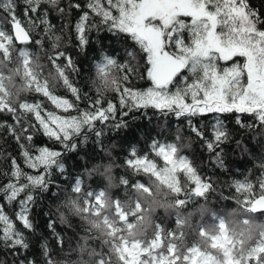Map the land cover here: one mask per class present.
<instances>
[{"label":"trees","instance_id":"obj_1","mask_svg":"<svg viewBox=\"0 0 264 264\" xmlns=\"http://www.w3.org/2000/svg\"><path fill=\"white\" fill-rule=\"evenodd\" d=\"M78 2L83 8L87 0ZM248 2L264 13V0ZM4 3L6 0H0V4ZM67 3L68 0H57L53 5L51 0H41L39 11L47 10V18L56 28L43 46L29 44L33 57L25 59L18 56L17 49L23 45L12 38L8 13L0 10V109L20 117L18 132L26 122L35 123L30 113L22 111V105L31 102H41L46 111L57 114H77L75 110L63 113L42 94H36V80L28 75L31 68L41 87L56 88L55 94L74 100L49 63L48 57L55 55L53 43L60 50L66 48L75 59L79 71L71 78L82 93L93 98L96 96L94 64L102 54L120 62L130 60L135 71L131 72L129 86L146 89L151 84L146 78V54L127 34L94 30L89 34L88 46L80 51L72 26L81 12L72 9L69 13ZM16 4V15L23 19V0H16ZM59 7H65L63 14H58ZM93 19L98 18L93 15ZM32 33L34 37L43 35L36 28ZM57 36L59 41H55ZM184 38L186 42L189 40L187 32ZM128 52L134 53L133 58L127 56ZM239 59L242 63L243 58ZM26 60L30 62L26 64ZM220 63L226 66L225 62ZM127 75L114 70L109 79L122 88ZM183 75L190 76L186 70ZM115 91L112 85L107 91L102 90L105 100L116 103ZM78 103L81 110L87 107L84 100ZM117 109L119 120L118 105ZM145 111L147 116L143 114ZM237 115L251 127L238 125ZM123 119L126 127L116 129L109 122L99 139L87 129L86 141L83 135L76 137L77 150L63 156L66 173L61 175L58 169L54 170L52 178L59 187L37 193L39 198L30 212L34 231L24 230L16 221L17 202L9 205L0 196V206L16 221V227L25 232L30 245L27 252L14 255L13 250L0 244V264H19L24 256L34 259L35 264H185L196 250H212L217 233L234 240L233 255L243 264H264V212L249 210L252 202L264 196V123L259 124L252 114H220L227 132V142L222 144L223 166H220L210 163L212 157L204 147V140L188 124L191 120L193 125L202 127L204 135L211 139L212 114L176 118L149 108L133 111ZM0 122L12 124L13 118L10 114H0ZM97 127L103 125L97 122ZM33 143L63 151L61 145L39 132L34 135ZM153 143L172 152L175 160L185 161L184 167L173 171V184L162 171L159 170L160 174L154 171L159 166L166 169L169 162L155 154ZM167 144L174 148L168 149ZM133 150L136 155L130 157ZM10 158H15L25 172L34 173L23 164L20 148L9 129L0 127V185L8 183V177L3 174L12 167ZM74 177L80 179L78 191L73 190ZM50 218L56 223L62 246L47 227ZM134 245L139 250L130 253L127 246Z\"/></svg>","mask_w":264,"mask_h":264},{"label":"snow or ice","instance_id":"obj_2","mask_svg":"<svg viewBox=\"0 0 264 264\" xmlns=\"http://www.w3.org/2000/svg\"><path fill=\"white\" fill-rule=\"evenodd\" d=\"M56 2L51 0L53 5ZM23 3V19L16 15V0L0 4V10L8 13L14 32L22 30L21 35L27 37H12L23 45L17 49L21 59L33 57L28 45L43 46L56 28L47 18L48 11H39L41 0H23ZM29 4L34 6L29 7ZM66 8L69 13L72 9L81 12L72 26L76 47L80 51L86 49L89 34L94 30L127 34L146 54V78L151 84L146 89L129 86L131 72L135 71L130 60L120 62L113 56L102 54L94 64L96 96L93 98L75 86L71 76L78 74L76 61L66 48L60 50L55 43L52 45L55 55L49 56L48 60L63 88L72 94L74 100L55 94L56 88L41 87L38 77L31 68L28 69V75L36 80V94H42L63 113L75 110L77 114H57L56 111H46L41 102H31L22 105V111L30 113L35 123L26 122L18 132L20 117L15 112L0 109V114H10L13 118L12 124L0 122V127L9 129L20 148L23 164L34 170V173L25 172L15 158H10L12 167L3 174L8 177V183L0 185V196L4 201L9 205L17 202L16 221L24 230L34 231L30 212L39 198L37 193H47L52 186L59 187L52 178L54 170L58 169L61 175L66 173L63 156L77 150V136L83 135L85 141L88 139L85 129L99 139L109 122L116 129L126 127L123 117L149 108L176 118L212 114L214 135L211 139L204 135L202 127L193 125L191 120L188 124L191 131L204 140V147L212 157L210 163L223 166L222 144L227 142V132L220 114H252L259 124L264 123V13L252 8L248 0H87L83 8L78 0H68ZM57 12L63 14L65 7H59ZM93 15L98 19L94 20ZM33 28L40 29L43 35L34 37ZM185 32L189 34L187 42ZM59 40V36L55 37V41ZM127 56L133 58L134 53L128 52ZM239 58H243L242 63ZM29 62L25 61L26 64ZM220 62H225L226 66ZM114 70L128 74L124 87L109 79ZM185 70L190 76L183 75ZM110 85L116 88V103L103 96L102 90L107 91ZM81 100L87 103L83 110L79 108ZM117 105L119 120L116 119ZM143 114L147 116L146 111ZM97 122L103 127H97ZM236 123L251 127L242 122L240 115L236 116ZM38 132L61 145L63 151L35 145L33 138ZM166 147L172 149L174 145L167 144ZM152 149L157 150L155 154L165 161L169 160L161 144L153 143ZM135 155L133 150L130 157ZM72 180L73 190L78 191L80 179L74 177ZM22 195L23 199H20ZM252 203L249 210L257 211V205L264 203V197ZM16 221L0 206V244L19 255L27 252L30 245L25 232L16 227ZM47 227L62 246L53 219H49ZM19 264H35V260L24 256Z\"/></svg>","mask_w":264,"mask_h":264},{"label":"rangeland","instance_id":"obj_3","mask_svg":"<svg viewBox=\"0 0 264 264\" xmlns=\"http://www.w3.org/2000/svg\"><path fill=\"white\" fill-rule=\"evenodd\" d=\"M167 155L169 156V166L165 169L159 166L157 167L158 170H154L155 173H159L162 171L163 176L170 181L172 184L175 182L174 180V172L177 170V168H182L185 165L184 160H175V156L172 152L165 150ZM150 164H147L146 167H149ZM182 165V166H181ZM222 227L220 231L223 229ZM218 235L214 236V242L212 243L213 249L207 250V251H198L196 250L191 256V260L189 263L185 264H243L239 259L234 257L233 251L236 249L234 245V240L232 241L231 237L227 234L219 235L220 233H217ZM160 247V246H159ZM158 247V248H159ZM127 249L130 251V253H134V250L138 251L139 246L134 245L132 247H128ZM162 255V253H161Z\"/></svg>","mask_w":264,"mask_h":264},{"label":"water","instance_id":"obj_4","mask_svg":"<svg viewBox=\"0 0 264 264\" xmlns=\"http://www.w3.org/2000/svg\"><path fill=\"white\" fill-rule=\"evenodd\" d=\"M21 33H22V30H17L15 32L13 30V34L14 35H19L21 37V39H26L27 37L24 36V35H21ZM261 197H264V196L258 197L255 201H259L261 199ZM252 206H253V204L251 205V207ZM257 207H258V210L257 211H254V212H264V203H261V204L257 205Z\"/></svg>","mask_w":264,"mask_h":264}]
</instances>
